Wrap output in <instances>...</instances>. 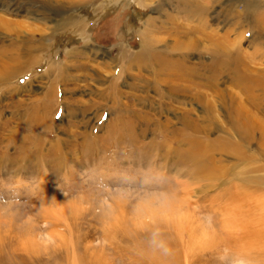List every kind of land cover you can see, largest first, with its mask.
I'll use <instances>...</instances> for the list:
<instances>
[{"label": "rangeland", "instance_id": "1", "mask_svg": "<svg viewBox=\"0 0 264 264\" xmlns=\"http://www.w3.org/2000/svg\"><path fill=\"white\" fill-rule=\"evenodd\" d=\"M166 1L0 0V264H138L135 260L143 258L156 241L176 243L175 264H187V248L173 222L194 220L196 239L200 240L203 227L208 228L209 236L217 231L223 237L222 218L230 224L226 230L234 234L225 237L227 243L214 239L216 244L206 248L207 252L199 253L197 244L185 233L184 239L197 252L190 253L195 261L191 264H264V249L254 242L252 248L246 245L249 234L241 225L244 218L264 219V171H258L264 164L258 146L264 142L258 133L248 155L243 156L247 162L237 161L235 154L223 156L221 163L215 161L213 172L219 178L192 184L181 213L175 206L180 205V194L186 188L177 187L174 181L186 180L182 173L188 165L175 167L180 169L179 175L170 167L156 173L150 159H143L137 167L141 153L132 139L149 145L153 135L147 131L137 137L145 120L134 119L130 108L152 120L175 124L174 114L168 110L169 104L175 103L158 96L154 86L141 91L139 80L154 83L156 66L148 67L154 68L150 72L142 65L144 61L132 64L123 60L122 53L130 56L132 50H139L145 20L152 29L179 24L201 27L196 17L203 15L207 30L217 32L213 40L232 28L228 22L233 11L221 10V18L214 12L224 0H192V5L205 8L193 20L174 9L175 0ZM74 14L78 15L76 24L61 25ZM243 20L239 21L244 24ZM156 34L146 33L145 39L159 43L160 52L163 41ZM246 45L243 42L240 48ZM190 60L210 64L212 53L201 55L195 50ZM57 62L68 67L59 83L52 81L55 70L46 74L50 64L56 68ZM13 67L25 71L3 81L2 70L6 68L11 76ZM198 71L205 73L201 66ZM49 87L55 91L50 93ZM114 87L116 95L110 90ZM219 87L234 89L229 82ZM203 90L212 95L211 90ZM140 94L146 98L137 103L131 96ZM193 102L195 108L207 106L198 99ZM130 105L125 113V106ZM37 117H42L41 125ZM222 125L225 129L224 122ZM116 129H123L121 138ZM216 136L214 131L209 134L210 139ZM251 156H255L252 163L248 162ZM249 175L261 184L255 185ZM211 204L218 209L211 212ZM222 205L225 212L220 214ZM236 220L241 225L237 228L244 231L241 250L234 239L237 229L231 227Z\"/></svg>", "mask_w": 264, "mask_h": 264}, {"label": "bare ground", "instance_id": "2", "mask_svg": "<svg viewBox=\"0 0 264 264\" xmlns=\"http://www.w3.org/2000/svg\"><path fill=\"white\" fill-rule=\"evenodd\" d=\"M140 1L143 2V0H139V2ZM211 1L213 3H219L221 0ZM175 4L176 8L174 9L178 13H180L181 11L183 14L185 13L186 17L189 20H193V18L195 17L194 15H197L198 11L201 13L203 9L205 10L203 6V9L201 8V5H199L200 8L192 5V0L185 1L183 3L180 0H175ZM217 7L220 8H218L214 12L216 13L218 18L222 17L221 10H223L222 13H224L225 9L233 12L232 14L229 13L230 21L228 22V27L232 28H228L220 35L215 36L217 37L216 40L213 39L214 35H217V32L213 31L214 29H211L209 31L207 30L209 26L207 24H204L206 22L202 14H200L202 16L196 17L197 21L202 23L201 27L183 26L182 24H179L177 26L169 28L154 27V29H152L153 27H149L152 24L146 22L145 20L144 29L140 33L144 38V41L141 42L139 50L126 45L127 47H130L134 50L131 49V53L129 52L130 56L125 52H123L121 56L123 57V60L127 59L125 61L132 62V64L133 62H137L134 60L139 59L140 62L144 61L146 64L143 63L142 65H145L147 69H149L148 67L156 66V69L153 68L155 71L152 74L153 77L154 75L156 76L154 83L149 80L145 81V79L139 80L134 77L131 78H133V81L135 79L139 80L140 84L138 88L141 89V91L145 87L147 88L150 86H154V89H156L155 91L157 92L158 96L161 95L163 100L167 98L169 99V101L175 103V106H171L173 104H169L170 107L168 110L174 114L176 125L174 124V122H171L169 120H164L163 123L161 121H158L157 119L152 120L150 118V115H145L142 112L134 111L133 109H131V105L129 107H127L128 105L125 106V113L129 112L130 108V110L133 111L132 116L134 117V119L139 121V119L144 118L145 123H141L142 125H144V127L137 137L143 136L145 133H147V131H150L153 135L152 140L149 142L150 146L148 144H145L144 142L138 144V141L132 139L131 143H133L134 147L140 150L139 152L141 153L139 160L141 162L137 164V167L142 165L143 159H150L152 165L156 167V173L159 170L161 172L163 170L165 171V169L168 170L170 167V169L173 168L174 172L172 173H174L175 175H179L180 169L175 167H179L180 164L181 166L182 164L188 165V168L185 169L186 172L183 171L184 173H182L184 177H187L186 180H183V182H185V185L183 184V182H181V180L174 181V184L177 187L185 186L186 188L184 189V191H182V194L179 193L182 197H180V205L175 206L176 209L179 210V213H181L180 209H185L182 205V202H187V196L191 195L190 193L193 189L191 190L189 188L192 187V184H199L203 181L213 182L214 180L219 178L218 176H216L218 174L213 172L215 168V161L217 163H221V159L223 156L235 154V158L237 159V161H242V163H244L243 161L246 160L245 162H247V157L243 158V156L248 155L246 152H248L249 148L254 143L257 133L260 135L262 141L264 142V0H224ZM236 17L238 18V20L236 19ZM242 17H244V24L239 21L240 19H242ZM77 19L78 15H70L65 20H63V23L61 25H64V23H68V25H74L77 23ZM161 32H164L165 34ZM146 33L158 34H156V36L160 38L158 40L163 41V43H161L162 45L160 44L161 48H163H160V52H158V47L156 46L157 44L159 45V43L154 40L145 39ZM247 33H250V35ZM243 42H246L247 45L244 49H241L240 45ZM195 50H199L201 55L212 53L211 63H196V61L194 62L190 60V58L195 54ZM53 63L50 64L49 67L47 66L48 69L46 74H48V72H51L52 70H55V76L53 77L52 81L55 80L58 83L59 81H64V78L66 77L65 74L67 73H65V71L68 68L67 65L57 62L55 63V68V65H53ZM26 65L28 66V64ZM200 66L205 70L204 74L198 71V67ZM15 67L11 68L13 69L11 71V76L8 75L6 68L5 71L4 69L2 70L1 77L3 78V81H8L12 78L13 75L17 74V72H21L22 70H24V67L26 66H24L22 69L21 67H18L17 70ZM52 67L54 68L52 69ZM151 70L149 69L150 72H152ZM27 72H25L24 74L27 75ZM123 74L124 73L120 74L121 77H123ZM125 75L126 74H124V77ZM126 78H129V75H126ZM194 79L198 80L199 82L194 81ZM224 82H229L235 90H229V88H220L219 85ZM62 83L63 82H61V84ZM57 84L55 86H57ZM195 84H197V87L194 86ZM132 86L134 88H137L136 83H133ZM50 87H52V84L50 85ZM203 89L211 90L212 95L210 96V94H208L206 90L204 91ZM110 90L114 91V95L118 93V90L115 87ZM52 91L55 90L51 89L50 93H52ZM61 91H63V89ZM131 97L134 98L137 103L141 102V100L144 101L146 98V96L142 94ZM210 98H214V100ZM196 99L206 102L207 106L204 105V108H201L200 106V109L198 104V107H193V101ZM198 108L201 110V113L199 112ZM37 122L41 125L43 122L42 117L38 118ZM223 122L225 123V129L222 125ZM177 125L178 127H176ZM179 125H181L182 128H179ZM122 130L123 129H116L115 132L119 133L117 135L120 136V134L122 135ZM131 130L135 131L134 128H132ZM213 131L217 133V136L214 139H210L209 134ZM121 137L122 136L118 138ZM159 137H162L161 140H159ZM232 142H234L235 145L232 144ZM182 145L185 147L184 149L182 148ZM258 148L259 150H263V152L260 153L259 157H262V159L264 160V146H258ZM215 156H219V161L215 158ZM252 157L255 156H251L248 162L252 163L254 161V158ZM172 161L175 162V165H169ZM261 167L262 168H260L258 171H264V164H262ZM181 169H183V166ZM251 179V182H253L255 185L261 184L260 180L256 181V177H251ZM225 205H227V203ZM225 205L219 207L220 209L218 210V212H221L220 214L225 212ZM217 209L218 208L215 209L214 205L211 204V212H214ZM167 213L169 214V212ZM183 214L185 215L187 213L185 212ZM238 222L236 220L233 225L231 223V227L237 229V237H232L235 239L237 250H241L242 248V245L240 243H242V234H244V231L240 229L241 225H245V228L247 229L246 234H249L248 236H246L249 237V239L246 238L248 239L246 240V245H249L248 247L252 248L251 245L252 242H254L253 245L256 246L257 244L259 248L262 247L264 249V219H260V221L256 222V220L254 219L244 218L242 219L241 225H238L240 224ZM194 225H196L194 220L188 221L187 224H183V222L179 220L175 223L173 222L172 225L175 229L174 231L179 234L178 237L183 240V245L187 248H184V252L187 254V257L185 256L187 258V264L195 262L193 259V255H191L190 253L195 254L197 252H195L193 248L188 245V240L184 239L186 236L185 233L189 234L190 239L193 240V244H197L199 253L205 252L206 248L215 245L216 242L214 239L222 238L219 241L227 243V239H225V237H227L228 234L230 236L234 234L233 231L226 230V228H228L230 225L226 218H222L221 224L224 229L223 231L226 232L223 233V237L221 236L222 233H217V231L213 235L209 236L210 234L207 233L206 230L207 227H203L204 230L203 232H201V234H203L204 237H201L200 240L196 239L197 230L194 229ZM238 226L240 228H237ZM230 236L227 238H230ZM253 237L255 238V241L258 238L261 239V241L255 242L253 241ZM220 242L218 244H220ZM243 243L245 244V242ZM248 247H245L246 250H248ZM176 248V243L163 245L162 243L156 241L147 248L146 252H142L145 259L143 257L138 258L135 261L138 264H169L166 261L170 260V262L175 264L176 259H178L176 258V254L178 255L179 253H176ZM251 251L252 250H250V252ZM250 252L249 254H251ZM147 259L150 260L151 263L146 261Z\"/></svg>", "mask_w": 264, "mask_h": 264}]
</instances>
